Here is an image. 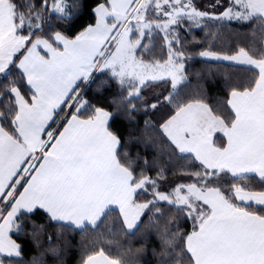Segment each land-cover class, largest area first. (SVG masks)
Segmentation results:
<instances>
[{"label":"snow or ice","instance_id":"1","mask_svg":"<svg viewBox=\"0 0 264 264\" xmlns=\"http://www.w3.org/2000/svg\"><path fill=\"white\" fill-rule=\"evenodd\" d=\"M208 7L219 11L196 0H0V264H24L17 259L22 246L9 233L24 231L28 220L35 238L45 230L32 220L38 214L100 238L113 213L124 234L135 236L145 227L142 217L149 224L162 220L165 207L175 211L174 226L157 225L159 264H264V190L239 183L255 177L264 186V0H212ZM85 14L94 23L70 36ZM50 15L68 29L46 31ZM225 21L256 24L251 46L213 50ZM197 30L205 33L206 48L193 54L187 45L200 42ZM157 41L163 59L151 56ZM194 55L250 73L246 87H230L227 120L202 94H183ZM98 73L119 86L108 100L113 110L87 95ZM158 82L166 93L147 99L145 90ZM107 85L101 80L97 92ZM165 105L173 109L160 125L169 159L178 174L192 176L168 192L159 187L164 166L155 179L137 171L112 128L121 113L133 122L137 112ZM150 127L145 121V132ZM217 133L226 146L217 145ZM181 216L191 223L189 233L180 231ZM81 264L136 262L100 247Z\"/></svg>","mask_w":264,"mask_h":264},{"label":"trees","instance_id":"2","mask_svg":"<svg viewBox=\"0 0 264 264\" xmlns=\"http://www.w3.org/2000/svg\"><path fill=\"white\" fill-rule=\"evenodd\" d=\"M197 4L206 10H211L208 7L212 0H196ZM219 11V10H218ZM94 19L89 15H83L79 21L68 32L70 36H74L85 26L93 24ZM225 27L217 33V39L211 41L213 50H229V48L239 46L249 47L254 39L253 29L257 25L252 22L237 23L223 22ZM44 28L46 31L52 30H67L68 26L61 20L57 19L55 15L47 17ZM215 31V29H213ZM195 37L199 43H189L187 49L189 52L195 54L199 50L206 48V37L203 31L197 30ZM256 47L260 46V37L257 31L255 36ZM227 45L228 47H225ZM151 56L156 59H163L166 52L162 45L157 41L154 51ZM186 72L188 74L187 86L184 88V95L188 97H195L202 94L206 102L216 108V111L222 114V118H227L230 113L226 110L225 101L229 97L230 87H239L241 85L247 86L249 82L250 73L241 70L237 66H229L223 62H207L194 55V58L187 61ZM199 73V75H196ZM96 80L92 81L86 88L88 97L92 98L94 102L101 106L112 109V105L108 100L110 97H116L119 93V86L113 82L110 77L104 74H95ZM19 74L13 73V79H18ZM101 80H108V85L104 88L102 93L97 92V85ZM26 87L22 91H26ZM167 91L163 82H158L157 86L145 90V95L149 100H155L156 97L162 96ZM173 109L169 106H161L158 111H150L147 115L143 111H139L135 115L133 122L128 121L121 113L116 119L115 124L112 125L113 131L119 133L122 140V152H127L128 157L134 161L137 171L143 168L146 174L153 179L157 178V173L160 165L164 166L165 179H163L159 187L162 191L168 192L174 186H179L180 183H187L192 180V176L185 174H178L175 166L171 164L169 142L162 134L160 125L171 114ZM145 121H151V127L145 132ZM131 136V140L129 137ZM215 141L218 146H225V141L222 136H216ZM150 164L155 161V165L145 167L144 161ZM198 163V162H197ZM184 168H190L192 172L198 171V168L193 167L189 162H181ZM225 189L228 184L232 182V178H226ZM255 191L264 190L258 179L251 177L247 180L239 182ZM143 199V197H141ZM256 207V206H253ZM175 216V211L168 207L164 208V219L154 221L149 224L147 214L142 217V222L145 224L143 230L135 236L125 235L119 218L113 213L112 219L108 220L106 225H102L100 231L103 236L98 238L91 233L82 235L79 231L70 230V226L57 224L55 222L47 223L44 215L38 214L32 217V220L38 224H44L45 230L39 233L35 238L32 236V224L25 220L23 228L24 231L11 233V238L22 246V256L17 259H22L24 264H31L35 260H41L43 264H81V259L88 252L97 248L103 247L106 254L112 257H119L122 260H132L136 264H159L160 256L158 253L162 249V241L159 236L157 225L160 230H163L165 224H168L171 230L174 226V221L170 222L169 217ZM182 225L181 233H189L191 231V223H185L183 217L179 221ZM111 229V231H109ZM55 248L56 254L51 250ZM131 249L132 251H128ZM139 250V251H137Z\"/></svg>","mask_w":264,"mask_h":264},{"label":"crops","instance_id":"3","mask_svg":"<svg viewBox=\"0 0 264 264\" xmlns=\"http://www.w3.org/2000/svg\"><path fill=\"white\" fill-rule=\"evenodd\" d=\"M228 3V0H226V2H225V4H227ZM201 6V5H200ZM209 11H212V10H209ZM203 59V58H202ZM204 60V59H203ZM207 61H209V62H218V61H210V60H207ZM223 63H226V64H228L227 62H223ZM217 135H219V136H222L223 137V140L225 141V146H226V137H224L223 136V134L222 133H217L216 134V136ZM215 136V137H216ZM215 137H214V139H215ZM255 206V205H254ZM56 223V222H55ZM60 224H63L62 222L60 223ZM64 225V224H63ZM67 226H69V225H67ZM71 227V226H70ZM12 233V232H11ZM11 233H9V235L11 236Z\"/></svg>","mask_w":264,"mask_h":264},{"label":"rangeland","instance_id":"4","mask_svg":"<svg viewBox=\"0 0 264 264\" xmlns=\"http://www.w3.org/2000/svg\"><path fill=\"white\" fill-rule=\"evenodd\" d=\"M226 2V0H224V3ZM212 11H218L219 9L217 8V9H211ZM205 61H207V60H205ZM208 62V61H207ZM217 136H219V135H217ZM216 138V137H215Z\"/></svg>","mask_w":264,"mask_h":264}]
</instances>
